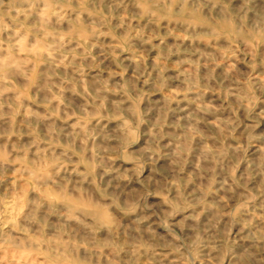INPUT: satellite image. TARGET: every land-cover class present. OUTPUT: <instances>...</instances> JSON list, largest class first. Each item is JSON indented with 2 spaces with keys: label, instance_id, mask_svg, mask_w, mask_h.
<instances>
[{
  "label": "clouds",
  "instance_id": "9594fccd",
  "mask_svg": "<svg viewBox=\"0 0 264 264\" xmlns=\"http://www.w3.org/2000/svg\"><path fill=\"white\" fill-rule=\"evenodd\" d=\"M0 81V264H264V0H0Z\"/></svg>",
  "mask_w": 264,
  "mask_h": 264
},
{
  "label": "rangeland",
  "instance_id": "374dc122",
  "mask_svg": "<svg viewBox=\"0 0 264 264\" xmlns=\"http://www.w3.org/2000/svg\"><path fill=\"white\" fill-rule=\"evenodd\" d=\"M116 21L114 20L113 21V24H115ZM133 25H135L137 23V21H132ZM162 23H165V22H162ZM68 31V25L67 23L65 22L64 24H62L61 26V32H67ZM122 35V30L118 29L115 33V35H102L100 37V41H102L104 44H113V41L115 39V36H120ZM60 39H66L65 36L61 35L59 37ZM30 42V44H29ZM49 42H51V40H49ZM90 43L92 44L91 48H90V51H91V54H92V57H96V58H100L99 57V53L102 51V49L99 47V45L95 42V41H90ZM136 46L139 47L140 46V42L139 41H136ZM155 43V41H154ZM23 44H29V46L31 47L32 51H33V54H36L40 48H41V43L36 41L33 37L29 36L28 38V41H22V46ZM76 44V41H72L71 42V45H66V47H73L75 46ZM114 47L116 48V51L114 52V55L115 54H119V47H120V43L119 42H116V45H114ZM78 52H83L84 49L83 48H79L77 49ZM44 55H47L46 53ZM128 53L127 52H124L123 53V56H127ZM110 63V60H104V63L101 65V67L103 68L105 65H108ZM128 63V60L125 59L124 60V64H127ZM93 71H95V69H93ZM174 71V70H173ZM217 71H220V69H217ZM107 74V73H106ZM117 79H119L117 77ZM0 93H3V82L0 81ZM15 96V93L12 92V91H8L6 93H3V95H0V100H3V99H8V98H11V97H14ZM4 112H10L11 110L7 108V106L5 105L4 109H3ZM10 119V117H3V118H0V125L2 126H7L6 125V121H8ZM16 121L18 122L21 117L20 116H16L15 117ZM22 130V129H21ZM26 138V137H25Z\"/></svg>",
  "mask_w": 264,
  "mask_h": 264
}]
</instances>
